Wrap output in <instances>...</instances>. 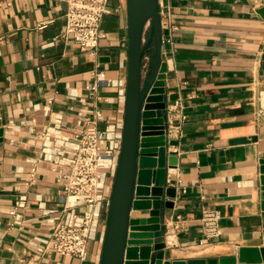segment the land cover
Masks as SVG:
<instances>
[{"label":"crops","instance_id":"0c3cea01","mask_svg":"<svg viewBox=\"0 0 264 264\" xmlns=\"http://www.w3.org/2000/svg\"><path fill=\"white\" fill-rule=\"evenodd\" d=\"M262 1L159 0L167 138L177 154L175 166L166 160V170H175L167 173V186L176 188L175 199L163 196L174 204L163 217L167 262L211 264L237 259L241 248H263L257 184L264 159ZM67 7L64 0H0V264L101 261L124 119L127 0H109L96 52H81L72 40L54 42L65 29ZM142 50L144 84L155 58L152 30ZM92 122L105 134L101 149L116 159L103 169L96 224L80 260L54 252L50 243L64 205L73 203L64 176ZM86 209L75 206V222ZM204 210L219 213V237L204 236ZM176 220L183 228L173 232L169 224Z\"/></svg>","mask_w":264,"mask_h":264},{"label":"water","instance_id":"95a60500","mask_svg":"<svg viewBox=\"0 0 264 264\" xmlns=\"http://www.w3.org/2000/svg\"><path fill=\"white\" fill-rule=\"evenodd\" d=\"M159 0H127V84L121 148L113 179L108 207V220L102 246L100 264H186L164 260L163 217L175 199L176 188L167 186L166 170L177 164L168 140V103L165 74L162 25L158 11ZM257 14L264 19V0ZM147 22L152 24L155 58L152 69L142 80V38ZM167 32H165L166 34ZM165 48H169L166 46ZM264 58V53H263ZM264 68V61H263ZM244 141V140H241ZM261 208L264 211V159L259 162ZM138 213L136 218L131 213ZM263 248H241L238 258H222L211 264L264 263ZM187 264H206L195 260Z\"/></svg>","mask_w":264,"mask_h":264},{"label":"built area","instance_id":"2783aa9c","mask_svg":"<svg viewBox=\"0 0 264 264\" xmlns=\"http://www.w3.org/2000/svg\"><path fill=\"white\" fill-rule=\"evenodd\" d=\"M67 3L65 29L54 39L72 40L81 52H96L105 39L101 30L104 18L110 14L109 0H64ZM46 23L39 29L45 28ZM144 37L142 38V47ZM143 52V60L145 59ZM93 89V88H92ZM175 107L182 109L180 101ZM185 120V116H182ZM104 132L96 128L95 122L86 128L78 137L77 149L69 163V172L64 176L66 183L63 187L65 195L73 200L65 204L63 215L58 218L52 234L51 249L63 256L84 260L87 255L92 231L96 224L93 208L100 200L102 181L106 174L103 169L116 159L112 150L103 151L101 142ZM118 160V159H117ZM35 168L31 170L33 177ZM79 203L88 209L82 212L79 222H75V206ZM220 215L211 210H204L201 218L204 236L214 239L220 236ZM171 231L183 228L181 221L169 224Z\"/></svg>","mask_w":264,"mask_h":264},{"label":"rangeland","instance_id":"374dc122","mask_svg":"<svg viewBox=\"0 0 264 264\" xmlns=\"http://www.w3.org/2000/svg\"><path fill=\"white\" fill-rule=\"evenodd\" d=\"M150 30H152V24L150 22H147L144 28L143 37L145 36L146 33H149Z\"/></svg>","mask_w":264,"mask_h":264}]
</instances>
